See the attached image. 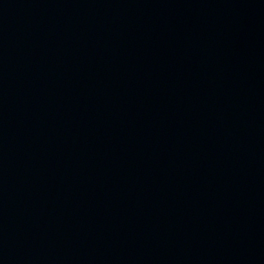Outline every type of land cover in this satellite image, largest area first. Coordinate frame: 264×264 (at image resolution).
Returning a JSON list of instances; mask_svg holds the SVG:
<instances>
[{"label": "water", "instance_id": "95a60500", "mask_svg": "<svg viewBox=\"0 0 264 264\" xmlns=\"http://www.w3.org/2000/svg\"><path fill=\"white\" fill-rule=\"evenodd\" d=\"M0 264H264V0H0Z\"/></svg>", "mask_w": 264, "mask_h": 264}]
</instances>
